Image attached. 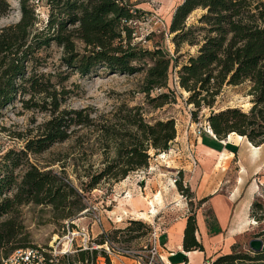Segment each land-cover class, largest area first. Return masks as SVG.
Masks as SVG:
<instances>
[{
	"label": "trees",
	"instance_id": "16d2710c",
	"mask_svg": "<svg viewBox=\"0 0 264 264\" xmlns=\"http://www.w3.org/2000/svg\"><path fill=\"white\" fill-rule=\"evenodd\" d=\"M39 2L47 8L45 20L37 13ZM18 5L17 21L0 28V124L11 106L49 113L50 118L34 136L16 133L14 138L25 139L24 147L8 149L0 157V253L5 257L28 246L17 243L22 241L23 206H50L56 221L70 220L86 208L65 175L31 161V156L68 141L73 128L92 124L85 110L62 109L72 92L66 84L74 75L144 73L141 90L149 97L152 91L167 88L170 68L179 67V85L197 110L212 108L224 85L249 82L252 106L248 112L239 108L211 110L207 122L219 140L235 132L256 147L264 145V0H182L167 27L176 53L183 45L197 47L196 54L189 55L182 65L178 63L180 55L172 56L159 44L149 49L134 41L142 11L131 0H18ZM198 9L202 15L189 25L188 18ZM12 10L8 0H0V16H8ZM155 35L147 34L145 41ZM168 98L162 93L154 99L161 106ZM130 110L136 111L122 118L124 128L117 127L118 120L104 125V136L112 143L115 156L105 160L99 172L87 175L90 179L84 190L96 188L102 180L119 182L146 168L150 151H166L176 138L174 119L150 124L138 107ZM0 130L6 127L0 125ZM178 189L191 198L189 187L180 181ZM262 192L250 206V217L259 222L264 221V185ZM254 238L264 244V228ZM183 248L203 250L196 239L192 210ZM212 264H264V248L257 253L233 250Z\"/></svg>",
	"mask_w": 264,
	"mask_h": 264
},
{
	"label": "rangeland",
	"instance_id": "374dc122",
	"mask_svg": "<svg viewBox=\"0 0 264 264\" xmlns=\"http://www.w3.org/2000/svg\"><path fill=\"white\" fill-rule=\"evenodd\" d=\"M8 2L12 5L13 10L8 16H0V28L16 22L19 18L18 0H8ZM131 2L142 11L141 18L135 25L138 28L137 34L133 35L135 42H142V46L149 49H152L154 44H159L167 49L172 56L180 55L178 57L179 65L185 63L189 55L196 54L197 47L188 45H183L179 53H176L171 35L168 34L167 27L171 17L182 0H131ZM36 8L40 19L45 20L47 18L45 3H37ZM202 13L201 9L194 11L188 18V24H196ZM157 19H160L162 24L152 26V30L149 24H143L148 20L155 21ZM150 31H157L155 37L151 41H145V36L151 33ZM54 54L57 58L56 51ZM178 69L179 67L170 68L167 88L152 91L149 97L141 90L144 73L125 75L99 71V73L87 77L79 75L71 77L66 85L67 89L72 92L62 104V109H83L85 113H89L93 122L89 126L73 128L74 132L68 141L54 145L43 154L31 156V161L44 170L50 169L65 175L81 194L85 209L90 208V210L81 215L78 213L70 220L56 221L52 218L50 206L25 205L21 208L20 214L24 227L23 234H21L22 241L17 243L28 246H48L57 236H61L65 232L66 221H70V227L78 226L91 230L96 245H105V242L108 241L121 246L137 248L147 244L155 231L162 232L175 211L172 210L170 213L168 211L170 206L185 207L188 214L194 209L195 202L186 194H182L178 189V182L180 181L183 186H186L184 171L190 167L185 164V161H190V150L196 142L195 123L207 121L211 110L218 112L227 108H239L248 112L252 106L251 96L248 95L250 83L245 82L238 86L224 85L212 108L202 107L197 110L193 104L187 101L189 93L179 85ZM162 93L168 94V102L157 106L159 100L154 98ZM133 107H138L144 120L150 124L159 120L174 119L176 138L169 144L166 151L155 153L152 149L146 168L130 173L119 182L102 180L96 188L84 190V185L90 179L87 175L99 172L103 169L105 160H110L115 156L112 143L104 136V125L116 123L118 120L117 127L124 128L122 118L135 113L136 110H130ZM194 112H196L195 116ZM4 114L5 119L0 125L5 126L6 130H0V157L8 149L24 147L25 139L14 138L16 133L26 135L31 133V136H34L39 131V126L50 118L49 113L35 110L22 111L19 108L14 109L13 106L7 108ZM107 143H110V148L106 147ZM247 143L252 152L258 154L256 159L261 160L263 165L264 149L259 152L258 147L249 141ZM225 167L227 168L228 165ZM228 171L230 174L228 184L232 185L235 179L231 176L236 171L233 167H230ZM242 171L245 172V170ZM239 181L246 185V197L251 196L253 202L256 196L263 193V167L257 175H248ZM171 190H174L173 193ZM158 193H161L158 195L159 199L158 196L156 197ZM149 200L153 205L155 203L154 214L149 213L148 219L138 218L134 212L147 210V201ZM138 201L145 202V206L137 204ZM92 211L100 215L101 227L93 224ZM248 214L244 227L246 233L237 240L232 251H251L249 241L254 239V235L264 228V221L259 222L250 217V208ZM133 221H139L141 224H133ZM100 228L103 233H100ZM102 253L104 250L98 249L93 252V255ZM4 257V253L1 252L0 262ZM177 259L174 258L173 261ZM114 260V264H120L116 261L117 259ZM190 262L198 264L194 260Z\"/></svg>",
	"mask_w": 264,
	"mask_h": 264
},
{
	"label": "crops",
	"instance_id": "0c3cea01",
	"mask_svg": "<svg viewBox=\"0 0 264 264\" xmlns=\"http://www.w3.org/2000/svg\"><path fill=\"white\" fill-rule=\"evenodd\" d=\"M230 136L219 140L210 133H203L196 137L191 147L190 161H185L190 169L184 171V182L192 193L191 200L196 204L192 210L196 218V239L203 250H184V230L191 212L188 214L185 207L170 206L168 211H175L160 233L161 255L167 264H191L192 260L198 264L209 259L214 261L230 253L237 240L246 233L245 221L252 201L251 196L246 197V185L239 180L248 175H257L263 165L261 160L256 159L258 154L252 152L246 137L236 140ZM263 149L264 145L258 147L259 152ZM193 160L196 165L192 164ZM230 167L236 171L231 176L235 179L232 185L228 184ZM141 202L137 204L144 207L145 202ZM174 258L178 259L173 261Z\"/></svg>",
	"mask_w": 264,
	"mask_h": 264
},
{
	"label": "built area",
	"instance_id": "2783aa9c",
	"mask_svg": "<svg viewBox=\"0 0 264 264\" xmlns=\"http://www.w3.org/2000/svg\"><path fill=\"white\" fill-rule=\"evenodd\" d=\"M159 23H161L160 19L148 20L143 24H149L152 30V26ZM204 132L215 136L207 121L195 123L196 137ZM194 161L192 164L196 165ZM89 210L90 208L83 210L80 215ZM92 213L93 224L101 227L100 215L94 211ZM69 223L70 221H66L65 232L57 236L48 246L30 245L14 249L2 258L0 264H114V259L120 264H167L161 255L160 233L156 231L142 247L121 246L108 241L105 245H96L91 230L78 226L70 227ZM100 233H103L101 228ZM98 249H103L104 253L94 256L93 252ZM212 263L213 260L209 259L203 264Z\"/></svg>",
	"mask_w": 264,
	"mask_h": 264
},
{
	"label": "bare ground",
	"instance_id": "6f19581e",
	"mask_svg": "<svg viewBox=\"0 0 264 264\" xmlns=\"http://www.w3.org/2000/svg\"><path fill=\"white\" fill-rule=\"evenodd\" d=\"M232 136H235V138L237 139V140H242L244 137L243 136H241V135H239V134H237V133H235V132H233V133H231V136L230 137H232ZM229 137V138H230ZM130 197V196H129ZM158 199H159V196L157 197ZM147 205H148V208H147V210H145V211H140V212H134V214H136L137 215V217L138 218H140V219H148L150 216H149V213H151V214H154V212H155V207H154V205H153V203L149 200V201H147ZM143 210V209H142ZM127 212V211H126Z\"/></svg>",
	"mask_w": 264,
	"mask_h": 264
},
{
	"label": "water",
	"instance_id": "95a60500",
	"mask_svg": "<svg viewBox=\"0 0 264 264\" xmlns=\"http://www.w3.org/2000/svg\"><path fill=\"white\" fill-rule=\"evenodd\" d=\"M249 248L251 249V251H253L255 253L260 252L264 248L263 241L261 239H258V238L251 239L249 241Z\"/></svg>",
	"mask_w": 264,
	"mask_h": 264
}]
</instances>
